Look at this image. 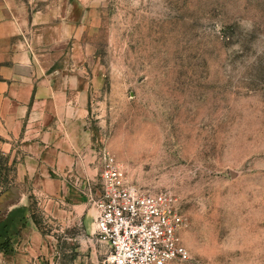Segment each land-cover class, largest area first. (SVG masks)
Wrapping results in <instances>:
<instances>
[{"label": "rangeland", "instance_id": "1", "mask_svg": "<svg viewBox=\"0 0 264 264\" xmlns=\"http://www.w3.org/2000/svg\"><path fill=\"white\" fill-rule=\"evenodd\" d=\"M82 1L99 168L110 153L130 185L174 199L183 264H264V0ZM34 201L65 264L103 261L81 216L49 222Z\"/></svg>", "mask_w": 264, "mask_h": 264}, {"label": "crops", "instance_id": "2", "mask_svg": "<svg viewBox=\"0 0 264 264\" xmlns=\"http://www.w3.org/2000/svg\"><path fill=\"white\" fill-rule=\"evenodd\" d=\"M73 13L70 0H0V223L15 215L0 239V264H65L54 233L36 222L34 200L49 222L81 216L84 232L94 233L85 193L100 168ZM98 257L68 264H100Z\"/></svg>", "mask_w": 264, "mask_h": 264}, {"label": "built area", "instance_id": "3", "mask_svg": "<svg viewBox=\"0 0 264 264\" xmlns=\"http://www.w3.org/2000/svg\"><path fill=\"white\" fill-rule=\"evenodd\" d=\"M99 183L85 193L95 209L97 242L107 250L102 264H183L191 260L182 243L184 225L174 199L128 183L110 153L100 154Z\"/></svg>", "mask_w": 264, "mask_h": 264}, {"label": "trees", "instance_id": "4", "mask_svg": "<svg viewBox=\"0 0 264 264\" xmlns=\"http://www.w3.org/2000/svg\"><path fill=\"white\" fill-rule=\"evenodd\" d=\"M1 156H0V164H1ZM14 213L10 214L9 217L0 223V239L1 238H4L7 234H8V231H9V228H10V225L11 223L13 222V219H14Z\"/></svg>", "mask_w": 264, "mask_h": 264}]
</instances>
